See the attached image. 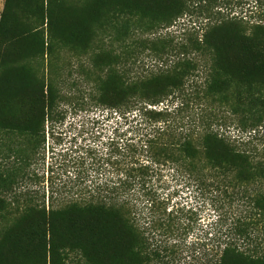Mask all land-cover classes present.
<instances>
[{"label":"trees","instance_id":"16d2710c","mask_svg":"<svg viewBox=\"0 0 264 264\" xmlns=\"http://www.w3.org/2000/svg\"><path fill=\"white\" fill-rule=\"evenodd\" d=\"M189 2L4 0L0 264H264V19L202 7V27L150 36ZM54 48L88 53L75 56L82 73L71 82L89 90L73 109L136 111L144 125L135 140L58 154L39 173L44 125L61 113L59 84L71 76L44 74ZM231 125L247 139L221 129ZM102 165L114 177L87 178ZM161 166L208 193L201 236L188 240L192 207L157 192Z\"/></svg>","mask_w":264,"mask_h":264},{"label":"rangeland","instance_id":"374dc122","mask_svg":"<svg viewBox=\"0 0 264 264\" xmlns=\"http://www.w3.org/2000/svg\"><path fill=\"white\" fill-rule=\"evenodd\" d=\"M189 5H191L189 7L190 11L185 12L180 18L176 19L169 28L159 29L156 33L150 34V36L163 34L164 32L176 35L180 31V28L188 25H194L195 29L196 27H202L204 19L197 11L202 7H206V10L210 14L220 8V12L223 15H241L250 21L258 18L264 19V0H190ZM3 6L4 0H0V15L3 11ZM96 34H98V31ZM95 39L96 37H94ZM99 39L100 36L98 37ZM75 56L86 62L88 53L84 55V52L80 48H75V50L54 48L50 55L43 57L42 66L45 69L44 74L48 72L50 74H57V69H61L63 76H66L68 71L71 72V76H67L66 81L59 84V89L67 97L64 101H59L58 110L61 113L55 116L54 121L45 122L44 125V163L42 164L41 159H38L39 155H35L37 160L32 165L39 173L42 170H46V165L50 161L57 160L59 158L58 154H71V151H77L78 153L85 147L102 150L110 140H135L137 135L143 131L144 124L135 115L136 111L120 114L115 110L104 108L100 105H89L83 109L72 108L75 102L73 97H81L89 90L87 82H71L76 76L81 77L79 73H82L79 70L77 71ZM144 63L148 64L152 62L148 58H144ZM44 77L46 76L44 75ZM221 129L234 137H239L243 140L247 139V133L237 131L233 125L225 128L221 127ZM257 135L260 138H264V127L258 130ZM253 143L260 145L257 140H254ZM158 171L156 179L153 182L160 195L169 197L168 206L181 203L192 207L195 213L196 222L192 226L191 231L188 232V240L201 236L213 217L208 193L203 187L201 188L197 183L190 180L184 173L175 172L168 166H161ZM86 176L87 178L97 176L99 179L114 177V170L109 165H102L100 168L96 167L89 170Z\"/></svg>","mask_w":264,"mask_h":264}]
</instances>
